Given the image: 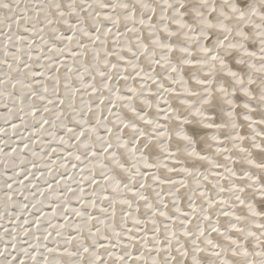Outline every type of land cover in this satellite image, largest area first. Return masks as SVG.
<instances>
[{
  "label": "snow or ice",
  "instance_id": "6c2138e0",
  "mask_svg": "<svg viewBox=\"0 0 264 264\" xmlns=\"http://www.w3.org/2000/svg\"><path fill=\"white\" fill-rule=\"evenodd\" d=\"M0 264H264V0H0Z\"/></svg>",
  "mask_w": 264,
  "mask_h": 264
}]
</instances>
